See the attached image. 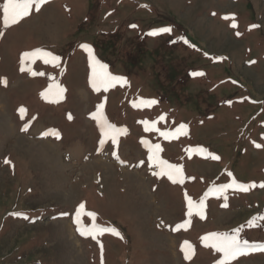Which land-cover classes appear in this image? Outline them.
Masks as SVG:
<instances>
[{"label":"rangeland","instance_id":"obj_1","mask_svg":"<svg viewBox=\"0 0 264 264\" xmlns=\"http://www.w3.org/2000/svg\"><path fill=\"white\" fill-rule=\"evenodd\" d=\"M100 64L123 78L106 91ZM262 184L264 0H47L8 28L0 10V264H218L213 232L249 242L228 264H264ZM81 204L82 229L119 235H82Z\"/></svg>","mask_w":264,"mask_h":264},{"label":"snow or ice","instance_id":"obj_2","mask_svg":"<svg viewBox=\"0 0 264 264\" xmlns=\"http://www.w3.org/2000/svg\"><path fill=\"white\" fill-rule=\"evenodd\" d=\"M46 2H47V0H4V2L2 4H0V10H2L3 26L5 28H8L11 25L18 23L21 19L30 15V12L32 11L33 6H35V11L39 12L41 6L43 4H45ZM232 26L235 27L236 25L233 24ZM170 31H171V29L164 27V28L154 30L149 34L150 35H159L161 33H168ZM237 34L239 35V33H237ZM185 43H187V41H185ZM81 47L84 48L85 50H87L89 52V55L91 56V48L88 45H82ZM23 56H30V57H34V58L43 59L45 63L58 62L60 59L58 56L54 55L53 53L44 51L43 49H36L31 53H24ZM48 58H51V59L49 60ZM34 74L43 75V73H34ZM199 74L200 73H194V75H199ZM122 79L123 78H121V77H116V76H113L110 73H108L105 65L100 64V65H98V67L96 65H93L92 87L97 91H99L100 88H103L106 91L109 86H112L114 84V82H117V81L122 80ZM3 82L6 84V81H3ZM55 88L61 92L63 91V89H59V85H55ZM51 90L52 89L50 88L49 91H51ZM42 95H45V94L42 93ZM53 102H55V101H53ZM141 103H143L145 105H150V104H154L155 101H141ZM134 106H136V105L134 104ZM103 107H104L103 104L98 105L97 112L95 114H93V119H97L99 121V127L101 129L102 135H104L106 137H110L113 140V142H115L116 134L122 130L117 129L116 126L108 123L106 121V118H104L101 115V109H103ZM20 111H21V113H23L24 109L21 108ZM69 119H71L70 115H69ZM160 119H163V117H161ZM144 123L146 125V127H145L146 131H153V130L154 131H160L159 129L155 128L156 122H151L150 126H149V122L145 121ZM184 127H185L184 125H180V129H183ZM180 129H177L176 131L178 132ZM22 130L26 131L27 127H25ZM46 135H55V136H57V138H59V134L57 132H55V130H52V131L46 133ZM161 135H163L165 138H169L172 135V133L161 132ZM101 143H103V140L101 141ZM143 143L148 144V141H143ZM256 146L260 147V145H256ZM154 147L157 151L160 150L159 145H155ZM198 151L203 152L204 149L200 148V149H198ZM151 152H152V149L150 148V153ZM212 159L218 160L219 157L218 156H212ZM149 160L150 161L155 160L156 163L160 166L161 172L159 173V175H165V174L168 175V178L170 180H172L173 183H182L183 182L182 179L177 180L174 178V174L176 176H179L181 174V172H182L181 166L170 164L169 162H167L163 159H159L155 155H151V154L149 155ZM5 163H8V161L6 160ZM141 163H143V162H141ZM165 170H167V171H165ZM232 186L233 185H231V184L221 185L216 190L217 191H223L225 188L232 187ZM261 187H264V184H262ZM242 190H247V189H242ZM205 195H207V193ZM185 199L187 200V206H188L187 215L188 216H191L193 214L192 210L194 208H197V207L203 208V206H204L203 198H201V200L199 202H194L193 200H191L187 196V194H185ZM83 208H84V205L81 204L77 210L76 220H75V222L77 223V230L80 231L82 235L85 234V231H87L88 234H91L94 231H99V232L110 231L115 235H119V233L116 232L115 229L98 228L95 224L91 225L90 229H82L81 228L80 215H81V210ZM199 214L201 215V218H203V213L201 212ZM14 215H20V214L14 213ZM86 215L93 217V219L95 218L94 213H86ZM25 219H27V217H25ZM180 227H183V225H178L177 230ZM202 241L205 243V246H211L217 252L223 254V259H220L218 261V264H228V262L231 259L236 258L238 255L246 254L247 250H249V248H250L249 242L246 240L239 239V237L237 235H231L230 236L228 234H220V233L213 232V233H209V234H206L205 236H203ZM185 244L187 245L188 242H185ZM252 247L254 248L255 246H252ZM259 247H261V249H264V246H259ZM182 250H183V247H182Z\"/></svg>","mask_w":264,"mask_h":264}]
</instances>
